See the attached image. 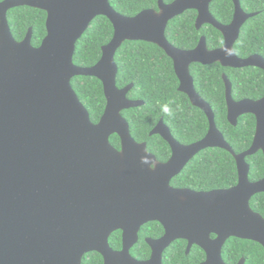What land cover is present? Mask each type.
<instances>
[{
	"label": "water",
	"instance_id": "1",
	"mask_svg": "<svg viewBox=\"0 0 264 264\" xmlns=\"http://www.w3.org/2000/svg\"><path fill=\"white\" fill-rule=\"evenodd\" d=\"M213 1L158 0V11L144 10L134 17L117 13L109 0L0 2V264H81L91 252L100 254L104 264H162L163 251L176 240L186 241L188 251L192 245L200 247L206 254L204 264H224L221 249L230 238L264 249V219L249 205L253 196L264 194V178L249 182L245 161L258 151L264 157V97L235 102L231 83L222 76L229 124L236 126L246 114L256 121L251 146L236 155L216 128L212 109L196 93L189 72L192 64L214 63L264 71L262 57L240 59L233 51L241 27L256 14H246L239 0H231L233 19L224 26L209 11ZM18 7L46 13V36L37 48L31 46V29L22 42L10 32L7 13ZM188 10L197 12V30L206 24L222 34L221 48L207 50L204 37L189 51L169 44L167 24ZM99 16L111 23L112 39L93 67H76L75 44ZM125 41L162 49L173 62L179 92L208 120L206 136L189 146L180 145L158 122L149 135L160 136L170 146L172 156L165 164L132 139L121 115L143 104L127 99L131 85L116 87L114 57ZM75 77H93L102 84L106 106L97 124L91 123L71 87ZM112 135L120 138V150L111 146ZM211 148L234 158L236 186L209 192L170 186L196 154ZM149 222L159 223L164 236L146 240L151 259L138 262L129 251L141 226ZM117 230L122 232L120 252L108 245Z\"/></svg>",
	"mask_w": 264,
	"mask_h": 264
},
{
	"label": "trees",
	"instance_id": "2",
	"mask_svg": "<svg viewBox=\"0 0 264 264\" xmlns=\"http://www.w3.org/2000/svg\"><path fill=\"white\" fill-rule=\"evenodd\" d=\"M4 0H0L2 2ZM175 0H163L171 4ZM112 8L126 17H134L144 10L158 11V0H109ZM246 14H256L241 27L240 35L233 51L240 59L258 55L264 59V0H239ZM213 18L221 25H229L233 18L234 6L231 0H215L209 5ZM197 12L188 10L167 24L165 37L170 45L180 50H193L201 37L206 40L207 50L213 51L224 44L222 34L210 25L195 28ZM46 13L29 7L9 10L7 22L16 42H22L31 29V46L39 47L46 36ZM113 36V27L107 18L96 17L75 44L73 64L79 68L93 67L101 58V49ZM117 66L116 87L132 86L127 99L140 101V107L124 110L123 118L129 125L132 139L145 142L147 151L157 161L164 163L171 155L169 146L157 135L149 136L159 121L169 129L171 135L182 144H190L202 139L208 131L205 114L191 105L188 97L179 92V82L175 75L173 62L165 52L147 42L125 41L114 57ZM196 93L210 106L216 128L222 133L226 143L237 155L245 152L252 144L255 133V117L246 114L238 118L235 127L227 121L225 87L222 76L231 83V96L235 102L241 100L257 101L264 97V71L247 67L241 69L223 68L219 63L212 65L192 64L189 68ZM71 87L80 103L89 114L91 123L97 124L102 117L106 101L101 82L93 77H75ZM174 101L183 110L174 118L164 115L160 106ZM111 146L120 148L117 135L109 139ZM249 165L248 180L256 182L264 177V157L258 151L245 159ZM238 175L234 158L226 151L211 148L198 153L172 179L174 188H188L195 191L228 189L237 184ZM251 209L264 218V194L255 195L250 201ZM163 228L157 222L144 225L139 231V241L132 248L131 255L139 260L147 259L149 248L146 238H158ZM186 243L179 241L167 249L163 264H199L204 259L203 252L194 247L188 256L184 255ZM109 246L121 249V233L115 232L109 238ZM240 258L245 264H263L264 250L252 241L230 238L222 248V259L226 264H236ZM81 264H102L97 253L86 254Z\"/></svg>",
	"mask_w": 264,
	"mask_h": 264
},
{
	"label": "flooded vegetation",
	"instance_id": "3",
	"mask_svg": "<svg viewBox=\"0 0 264 264\" xmlns=\"http://www.w3.org/2000/svg\"><path fill=\"white\" fill-rule=\"evenodd\" d=\"M233 6H234V5H233ZM195 12H196V11H195ZM233 14H234V13H233ZM232 19H233V18H232ZM195 23H196V21H195ZM205 25H206V24H205ZM195 28H196V27H195ZM196 30H197V29H196ZM201 38H202V37H201ZM201 38H200V39H201ZM194 49H195V48H194ZM178 82H179V81H178ZM237 120H238V119H237ZM207 121H208V120H207ZM227 121H228V120H227ZM228 123H229V122H228ZM231 126H232V125H231ZM255 126H256V125H255ZM233 127H235V126H233ZM208 129H209V124H208ZM207 132H208V131H207ZM219 132H220V131H219ZM206 134H207V133H206ZM221 134H222V133H221ZM254 134H255V133H254ZM149 136H150V135H149ZM157 136H158V135H157ZM205 136H206V135H205ZM205 136H204V137H205ZM110 137H111V136H110ZM159 137H160V136H159ZM172 137H173V136H172ZM204 137H203V138H204ZM118 138H119V137H118ZM173 138H174V137H173ZM203 138H202V139H203ZM109 139H110V138H109ZM174 139H175V138H174ZM202 139H200V140H198V141H196V142L190 143V144H182V143H180L177 139H175V140H176L180 145H182V146H189V145H192V144H194V143H197V142L201 141ZM119 140H120V138H119ZM163 141H164V140H163ZM164 142H166V141H164ZM136 143H137V142H136ZM143 143L146 145L145 142H143ZM166 143H167V142H166ZM138 144H141V143H138ZM167 145H168V143H167ZM168 146H169V145H168ZM112 147H113V146H112ZM169 148H170V146H169ZM120 149H121V142H120V148H119V149H116V150H120ZM170 151H171V148H170ZM146 152H147L148 154H150V155H153V154H151L150 152L147 151V145H146ZM200 152H201V151H200ZM200 152H199V153H200ZM196 155H197V154H196ZM196 155H195V156H196ZM153 156H154V155H153ZM171 156H172V151H171L170 158H171ZM195 156H194V157H195ZM154 157H155V156H154ZM194 157H193V158H194ZM170 158H169V159H170ZM193 158H192V159H193ZM155 159H156V157H155ZM169 159H168V160H169ZM192 159H191V160H192ZM168 160H167L166 162H164V163H161V162L157 161V159H156V162H157V163H161V164H165V163L168 162ZM191 160H190V161H191ZM190 161H189V162H190ZM189 162H188V163H189ZM188 163H187V164H188ZM187 164H186V165H187ZM185 167H186V166H185ZM185 167H184V168H185ZM152 168H153V167H152ZM184 168H183V169H184ZM182 171H183V170H182ZM182 171H181V172H182ZM181 172H180V173H181ZM180 173H179V174H180ZM179 174H178V175H179ZM178 175H177V176H178ZM175 177H176V176H175ZM175 177H174V178H175ZM263 178H264V177H263ZM263 178H262V179H263ZM260 180H261V179H260ZM171 181H172V180H171ZM258 181H259V180H258ZM249 182H250V181H249ZM256 182H257V181H256ZM170 183H171V182H170ZM252 183H253V182H252ZM170 186H171V184H170ZM235 186H236V185H235ZM171 187H172V186H171ZM233 187H234V186H233ZM172 188H174V187H172ZM175 189H188V188H175ZM228 189H229V188H228ZM188 190H192V189H188ZM217 190H226V189H217ZM192 191H195V190H192ZM210 191H214V190H210ZM195 192H209V191H195ZM261 194H262V193H261ZM253 197H254V196H253ZM253 197H252V198H253ZM252 198H251V199H252ZM250 201H251V200H250ZM249 205H250V202H249ZM250 208H251V207H250ZM251 210H252V209H251ZM252 211H253V210H252ZM253 212H254V211H253ZM254 213H255V212H254ZM256 214H257V213H256ZM258 215H259V214H258ZM260 216H261V215H260ZM261 217H262V216H261ZM262 218H263V217H262ZM263 219H264V218H263ZM149 223H151V222H149ZM146 224H147V223H146ZM146 224H144V225H146ZM158 224H159V223H158ZM144 225H142L141 228H142ZM159 225H160V224H159ZM160 226H161V225H160ZM161 227H162V226H161ZM141 228H140V229H141ZM162 228H163V227H162ZM140 229H139V231H140ZM118 231H119V230H117V231H115V232H118ZM115 232H113V233H115ZM119 232L121 233V249H119V250H114V249H112V248L109 246V247H110L113 251H115V252H120V251L122 250V232H121V231H119ZM113 233H112V234H113ZM112 234H111V235H112ZM111 235H110V236H111ZM110 236H109V238H110ZM163 236H164V230H163V234H162L160 237H158V238H155V239H152V238H146V239H144L145 244H146L147 247L149 248L150 255H149V257H148L147 259L139 260V259L134 258V257L131 255V250H132V248H133V247L138 243V241H139V232H138V240H137V242L133 245V247L130 249V251H129L130 256H131L134 260H136V261H138V262H146V261H149V260L151 259V256H152V249H151L150 246L147 244L146 240H159V239H161ZM109 238H108V245H109ZM211 238L214 239L215 236L212 235ZM228 240H229V239H228ZM228 240H227V241H228ZM179 241H183V242L186 243V245H185V251H184V255H185V256H188V255L191 253L192 249H193L194 247H196V248H199V249L203 252V254H204V259H203L199 264H204V263L206 262V254H205V252H204L200 247H198L197 245H192V246L190 247L189 251H188V244H187L186 241H184V240H176V241L172 242V243H171V244H170V245H169V246L163 251L162 256H161V263H162V264H163V255H164L165 251H166L167 249H169L173 244H175V243H177V242H179ZM227 241H226V242H227ZM226 242H225V243H226ZM224 245H225V244H224ZM224 245H223V246H224ZM222 248H223V247H222ZM263 250H264V249H263ZM91 253H96V252H91ZM87 254H88V253H87ZM97 254H98V253H97ZM85 255H86V254H85ZM85 255H84V256H85ZM98 255H100V254H98ZM84 256H83V257H84ZM100 256H101V255H100ZM83 257H82V259H83ZM101 258H102V264H104L103 257L101 256ZM82 259H81V262H82ZM221 259H222V249H221ZM222 261H223V259H222ZM241 261H243V264H245V260H244L243 258H240V260H239L236 264H239ZM223 263L226 264L224 261H223ZM263 264H264V262H263Z\"/></svg>",
	"mask_w": 264,
	"mask_h": 264
},
{
	"label": "clouds",
	"instance_id": "4",
	"mask_svg": "<svg viewBox=\"0 0 264 264\" xmlns=\"http://www.w3.org/2000/svg\"><path fill=\"white\" fill-rule=\"evenodd\" d=\"M175 102L174 101H169L163 105L160 106V110L161 112L166 115L169 118H174L176 113L179 111H182V105L180 104H175V108L172 106ZM147 158H142V161L145 160Z\"/></svg>",
	"mask_w": 264,
	"mask_h": 264
}]
</instances>
